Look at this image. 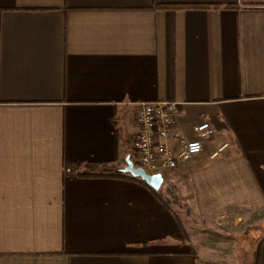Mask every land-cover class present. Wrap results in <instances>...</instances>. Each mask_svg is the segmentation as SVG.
Here are the masks:
<instances>
[{"label":"crops","instance_id":"0c3cea01","mask_svg":"<svg viewBox=\"0 0 264 264\" xmlns=\"http://www.w3.org/2000/svg\"><path fill=\"white\" fill-rule=\"evenodd\" d=\"M158 101L213 129L166 172L193 213L264 207V0H0V264H240L241 236L190 241L151 189L79 176L124 168Z\"/></svg>","mask_w":264,"mask_h":264},{"label":"built area","instance_id":"2783aa9c","mask_svg":"<svg viewBox=\"0 0 264 264\" xmlns=\"http://www.w3.org/2000/svg\"><path fill=\"white\" fill-rule=\"evenodd\" d=\"M177 102H141L136 105L139 132L134 138L130 159L134 167L148 174H162L175 170L179 164L198 157L213 135L207 122L194 128L196 138L189 139L179 131ZM227 145L219 147L211 156L217 157ZM138 163V165L135 164Z\"/></svg>","mask_w":264,"mask_h":264},{"label":"rangeland","instance_id":"374dc122","mask_svg":"<svg viewBox=\"0 0 264 264\" xmlns=\"http://www.w3.org/2000/svg\"><path fill=\"white\" fill-rule=\"evenodd\" d=\"M135 164L138 165L137 162ZM163 177V188L168 189L164 191L163 198L182 222L190 241L196 239L199 233L210 237L220 235L224 238H239V235L240 246L235 251L234 258L240 260V264L256 263L258 245L264 239V207L230 208L226 214L202 220L193 213L178 179L175 176L167 177L166 172H163Z\"/></svg>","mask_w":264,"mask_h":264},{"label":"trees","instance_id":"16d2710c","mask_svg":"<svg viewBox=\"0 0 264 264\" xmlns=\"http://www.w3.org/2000/svg\"><path fill=\"white\" fill-rule=\"evenodd\" d=\"M160 8L162 9H211V8H217L219 5H210V4H162L159 5ZM89 168H92L95 170L94 172H87V173H81L79 176H84V177H105V178H121V179H128L132 180L134 182L140 183L141 185L151 189L144 181L133 178L130 175L123 174L121 172V169L119 166L116 165L115 162H109V163H104V164H88L87 165ZM152 190V189H151ZM154 194H156L159 198V200L166 206L168 207L169 204L168 202L163 198L164 188L162 187L158 192L152 190ZM176 220L179 224L180 227H183L182 222L179 220V218L175 215ZM184 228V227H183Z\"/></svg>","mask_w":264,"mask_h":264},{"label":"water","instance_id":"95a60500","mask_svg":"<svg viewBox=\"0 0 264 264\" xmlns=\"http://www.w3.org/2000/svg\"><path fill=\"white\" fill-rule=\"evenodd\" d=\"M125 167L121 169L123 174L130 175L133 178L144 181L152 190L158 192L164 185V177L162 174H148L142 168H136L128 155L125 159Z\"/></svg>","mask_w":264,"mask_h":264}]
</instances>
